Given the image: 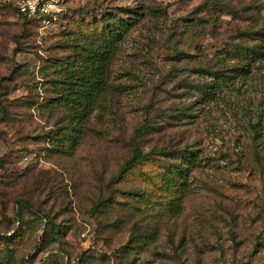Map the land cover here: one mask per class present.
I'll return each instance as SVG.
<instances>
[{
  "label": "rangeland",
  "instance_id": "374dc122",
  "mask_svg": "<svg viewBox=\"0 0 264 264\" xmlns=\"http://www.w3.org/2000/svg\"><path fill=\"white\" fill-rule=\"evenodd\" d=\"M21 1L0 0V264H264V0H48L54 23L24 21ZM137 6L165 11L130 30L121 94L71 143L51 100L74 44ZM222 61L231 82L197 100L199 67ZM146 120L141 149L165 152L113 182Z\"/></svg>",
  "mask_w": 264,
  "mask_h": 264
},
{
  "label": "trees",
  "instance_id": "16d2710c",
  "mask_svg": "<svg viewBox=\"0 0 264 264\" xmlns=\"http://www.w3.org/2000/svg\"><path fill=\"white\" fill-rule=\"evenodd\" d=\"M15 11L26 22L35 20L54 23L60 20L59 13L56 15L37 13L28 16L19 13L17 6L15 7ZM162 11H165V9L161 7L137 6L135 9H126L125 19H116L114 15L102 16L99 18L103 20L100 35L83 45L77 42L74 44L75 46H80L79 61L78 63L75 60L74 62L67 63L62 80L65 88L56 98L51 100L52 104H63L67 108V114L70 117L69 123L73 124L71 131L75 133L74 136L73 134L70 135L71 143L75 144V137L83 133V127L88 123V120L95 111H106L109 107L108 103H112L114 97L121 94L120 87L113 84L111 71L121 43L140 20L148 16L158 17L157 15L161 14ZM249 58H252V55L246 53L243 60ZM226 69L228 68L223 61L220 67H199L200 71H207L206 74L209 80L202 83L207 85V87L204 89L203 97L197 100H209L216 96L222 87L229 85L233 77L228 75L229 73ZM19 71H21V67L15 65L14 72ZM197 100L191 103L192 106L196 105ZM0 109L2 112L7 111L1 102ZM190 116L193 117V113H190ZM149 124L150 121L146 120L142 126L134 131V143L131 154L123 163L120 172L112 178L113 182L121 180L125 172L136 167L140 162L165 152L157 151L156 149L147 151L141 149L137 138ZM253 128L256 130L255 125H253ZM191 153V156H193L192 151ZM184 171V168L175 167V172L178 175H184ZM183 198L182 191H179L175 197L168 201L166 209L170 214L177 215L181 212Z\"/></svg>",
  "mask_w": 264,
  "mask_h": 264
},
{
  "label": "built area",
  "instance_id": "2783aa9c",
  "mask_svg": "<svg viewBox=\"0 0 264 264\" xmlns=\"http://www.w3.org/2000/svg\"><path fill=\"white\" fill-rule=\"evenodd\" d=\"M52 4L48 0H22L18 4L19 13L26 14L28 16L35 15L37 13L49 14Z\"/></svg>",
  "mask_w": 264,
  "mask_h": 264
}]
</instances>
